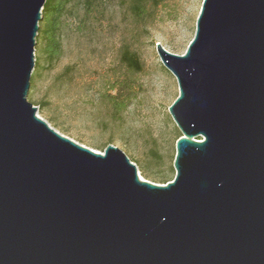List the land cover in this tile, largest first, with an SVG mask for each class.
I'll return each mask as SVG.
<instances>
[{
    "label": "water",
    "instance_id": "obj_1",
    "mask_svg": "<svg viewBox=\"0 0 264 264\" xmlns=\"http://www.w3.org/2000/svg\"><path fill=\"white\" fill-rule=\"evenodd\" d=\"M46 0H0V264H264V0H204L174 179L61 133L28 100Z\"/></svg>",
    "mask_w": 264,
    "mask_h": 264
},
{
    "label": "rangeland",
    "instance_id": "obj_2",
    "mask_svg": "<svg viewBox=\"0 0 264 264\" xmlns=\"http://www.w3.org/2000/svg\"><path fill=\"white\" fill-rule=\"evenodd\" d=\"M203 1L147 0V14L138 18L129 1L116 0L104 13L95 12L82 32L76 28L78 15L69 14L60 57L48 60L42 45H35L32 74L38 67L39 73L28 100L40 117L74 140L102 152L110 143L120 147L141 174V167L168 173L171 164L175 169L176 142L183 134L169 111L180 91L157 44L184 54ZM124 48L137 53L140 70L122 61ZM116 84L127 99L120 112L103 98L116 92L109 91Z\"/></svg>",
    "mask_w": 264,
    "mask_h": 264
},
{
    "label": "trees",
    "instance_id": "obj_3",
    "mask_svg": "<svg viewBox=\"0 0 264 264\" xmlns=\"http://www.w3.org/2000/svg\"><path fill=\"white\" fill-rule=\"evenodd\" d=\"M115 1L116 0H46L43 8V17L39 23L40 27L36 38V44L42 45L43 52L46 54L48 60L60 57L62 54L63 26L69 14L74 15L76 13L78 15L79 22L76 27L78 32L86 31L93 14L95 12L99 14L104 13L107 11L108 5H110V3L111 5L115 4ZM127 1H129L130 8L136 17L143 18L147 14V0ZM121 57L122 61L130 70L141 69L140 59L134 51L129 48H124ZM37 61L38 59L36 62ZM38 73L39 67L32 74V88H34L36 84ZM121 88V85H119V87L117 84L112 85L109 87V91L116 90V92L110 95H108V93L103 95L104 100L113 104L116 112L124 110L127 106V99L125 100L120 97L119 91ZM141 171L145 178L151 179V181L157 183H166L174 179L173 176L175 175V169L172 164L168 173L156 175L150 171L149 167H141Z\"/></svg>",
    "mask_w": 264,
    "mask_h": 264
}]
</instances>
